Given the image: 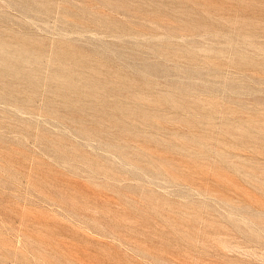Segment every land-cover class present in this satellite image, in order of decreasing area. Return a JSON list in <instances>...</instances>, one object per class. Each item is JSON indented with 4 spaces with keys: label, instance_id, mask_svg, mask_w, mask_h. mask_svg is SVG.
I'll return each instance as SVG.
<instances>
[{
    "label": "rangeland",
    "instance_id": "374dc122",
    "mask_svg": "<svg viewBox=\"0 0 264 264\" xmlns=\"http://www.w3.org/2000/svg\"><path fill=\"white\" fill-rule=\"evenodd\" d=\"M0 264H264V0H0Z\"/></svg>",
    "mask_w": 264,
    "mask_h": 264
}]
</instances>
